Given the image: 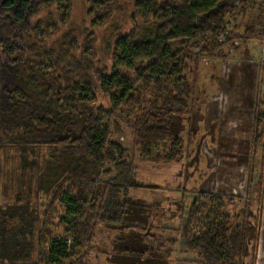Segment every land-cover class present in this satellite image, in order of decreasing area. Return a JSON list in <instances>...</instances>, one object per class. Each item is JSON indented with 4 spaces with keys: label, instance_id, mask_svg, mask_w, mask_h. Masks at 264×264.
Wrapping results in <instances>:
<instances>
[{
    "label": "trees",
    "instance_id": "1",
    "mask_svg": "<svg viewBox=\"0 0 264 264\" xmlns=\"http://www.w3.org/2000/svg\"><path fill=\"white\" fill-rule=\"evenodd\" d=\"M134 1L136 15L153 25L116 41L110 74L104 68L94 85L91 68L82 73L84 62L59 74V58L44 46L58 26H32L53 6L70 17L71 0H0V264L85 261L102 228L113 233L112 252L103 253L109 264H173L179 244L201 264H255L261 207L255 212L245 205L243 215L232 217L225 198L207 192L198 193L189 210L170 202L168 212L177 205L187 215L171 220L185 241L165 238L169 228L157 221L156 208L168 199L148 202L131 192L160 190L155 197H162L175 190L140 183L139 167L113 140L125 123L121 117L133 116L134 145L144 161L181 160L182 118L192 92L187 62L197 64L199 52L215 55L250 0ZM85 2L98 28L111 18L116 0ZM90 42L85 52L93 55ZM96 91L109 107L99 104ZM263 121L258 114L257 126ZM7 148L18 152L4 161L15 163L10 170L1 158Z\"/></svg>",
    "mask_w": 264,
    "mask_h": 264
},
{
    "label": "rangeland",
    "instance_id": "2",
    "mask_svg": "<svg viewBox=\"0 0 264 264\" xmlns=\"http://www.w3.org/2000/svg\"><path fill=\"white\" fill-rule=\"evenodd\" d=\"M249 2L244 4L248 9L238 12L236 21L229 25L219 40L223 46L215 55L199 52L194 56L197 64L187 62L192 92L186 100L189 111L182 118L185 129L179 138L183 147L181 160L169 164L162 159L156 160L153 154L157 151L153 149L151 156L156 161H144L134 145L133 116L121 117L125 123L120 122V132L113 134V140L123 146L129 161H134L139 167L137 179L140 183L175 190L164 191L160 195L162 197H155L160 190L155 194L131 192L132 197L148 202L168 199V203L162 201L160 208H156L157 221L169 228L165 238L181 240V243L185 241L184 237L182 240L180 235H175L174 230L180 224L171 220L174 221V214L175 220L180 216L187 219V215L177 205L171 206L168 212L170 202L178 201L181 207L184 205L189 210L198 193L219 192L227 202L225 211H229L232 217L243 215L240 208L245 205L255 212L261 207L255 264H264V121L260 127L255 123L258 114L264 115V0ZM71 4L70 17L65 16L62 7L53 6L42 10L33 19L32 26H39L44 31L58 26L59 31L46 40L44 46L59 58V74L74 71L84 62L82 73H87L90 67L87 74L96 85L100 71L106 68L110 74L116 41L133 32H145L153 22L144 23L136 15L134 0H116L111 18L103 26L93 28L87 18L85 0H71ZM249 25L255 27L246 34ZM31 35L35 39V33ZM89 39V53L93 55L85 52ZM178 48L179 44L174 43L173 49L176 51ZM96 94L99 104L109 107L103 95L98 91ZM195 120L193 129L191 123ZM255 139L259 140L257 147ZM164 146L169 151L172 141ZM1 153L4 170L12 169L15 163L10 160L7 165L4 161L6 158L17 159L16 149L7 148ZM4 200L1 195L0 208L5 204ZM112 234L108 229H100L93 245L95 251L85 261H77L76 264H109L103 253L112 252ZM183 245L176 247L177 256H173V264H201L196 260L197 255L188 253Z\"/></svg>",
    "mask_w": 264,
    "mask_h": 264
},
{
    "label": "crops",
    "instance_id": "3",
    "mask_svg": "<svg viewBox=\"0 0 264 264\" xmlns=\"http://www.w3.org/2000/svg\"><path fill=\"white\" fill-rule=\"evenodd\" d=\"M219 192H217L216 194H218ZM241 209V208H240ZM242 210V209H241Z\"/></svg>",
    "mask_w": 264,
    "mask_h": 264
}]
</instances>
